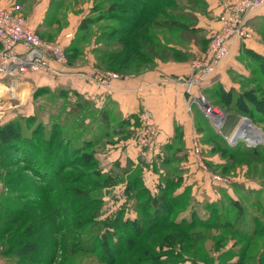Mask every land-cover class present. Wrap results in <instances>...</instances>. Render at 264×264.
<instances>
[{
  "label": "trees",
  "instance_id": "16d2710c",
  "mask_svg": "<svg viewBox=\"0 0 264 264\" xmlns=\"http://www.w3.org/2000/svg\"><path fill=\"white\" fill-rule=\"evenodd\" d=\"M198 5L205 7L203 0H92L89 12L65 47L67 64L74 65L88 48L96 71L121 77L136 75L155 61H186L193 56L189 45L206 41L203 30L197 27ZM216 88L206 92L219 94V99L210 102L214 107L222 105L223 109H218L226 115L222 135H229L242 117L253 124L264 122V98L256 96L263 89L235 93ZM44 92L40 88L33 94V100L38 101L34 114L16 115L0 124L1 180L13 186L10 192L25 190L17 197L0 196V219L6 221L0 233L17 227L7 245L17 242L13 244L21 249L19 258L25 264H46L45 254L52 258L57 247L67 258L90 254L99 257L100 264H178L199 260L208 264L215 260V264H248L254 259L264 264V247L259 246L255 256L252 251L256 245H251L258 238L264 242V203L259 197L252 198L249 191L238 186L242 198L247 202L251 199V204L258 207L254 213L243 200L229 198L220 188L214 190L218 192L216 200L198 201L190 186H183L179 165L172 166L184 160L175 158L181 149L170 153V147L153 162L152 170L159 180L151 191L142 181L140 166L132 168L126 159L123 167L115 162L107 168L98 158L105 153L107 144L133 135L129 118H119L105 110H89L81 97L71 103L67 99L40 102L38 98ZM207 129L205 126L206 132ZM212 131L210 139H220L221 143L213 145L211 153H228L227 159L260 157V167L264 168V153H255L259 152L258 146L248 147L240 142L230 147ZM201 141L211 142L207 138ZM252 150L255 154L251 155L248 152ZM10 154L15 156L13 161ZM3 162L12 167L17 163L23 166L4 171ZM206 163L211 171L230 167V163ZM75 168L78 170L67 171ZM24 171L29 174L23 175ZM118 185L123 187L124 201L106 215L105 200ZM260 192L253 195L260 196ZM113 197L118 200L116 194ZM103 215L108 217L103 219ZM61 230L65 233L59 242ZM215 231L229 232L232 241L221 244L214 238ZM9 248L3 255L11 254ZM126 253L136 257L119 261ZM18 264L22 263L18 260Z\"/></svg>",
  "mask_w": 264,
  "mask_h": 264
},
{
  "label": "crops",
  "instance_id": "0c3cea01",
  "mask_svg": "<svg viewBox=\"0 0 264 264\" xmlns=\"http://www.w3.org/2000/svg\"><path fill=\"white\" fill-rule=\"evenodd\" d=\"M35 1L37 2L28 6L24 16L26 24L34 31L39 32L47 41H63L64 46H68L71 40L65 39L66 30L58 32L54 28L55 35L53 36L51 33L55 25L48 24V17H52L53 14L59 15L57 12L59 9H56L57 4L50 3L51 0ZM203 2L206 10L197 14V27L204 30L206 41L200 47L190 44L189 51L193 56L186 61H155L149 68L143 69L136 75L126 77L118 75V78L111 81L108 87L98 85L91 80L92 74L96 70L93 66V56L87 50L84 54L85 64L60 65L51 61V66L57 71L55 75L30 74L23 78L20 89H26L29 95L31 90L44 88V95L46 93L56 94L59 99H67L70 103L77 102L81 97V101L85 103L84 107L89 110H105L110 115L129 118L130 129L134 131L133 135L135 134V136L117 140L113 145L107 144L106 151L102 154L105 158L103 166L108 168L111 164L119 162L123 167L128 159L132 168L141 167L142 181L147 188L153 191L155 183L159 180L158 174L152 170L156 157L162 156V151L167 147H170V153L180 149L181 152H185L191 138L202 135L201 128L205 119L203 120L202 113L196 106L188 110L187 96L182 80L190 74L191 60L206 51L209 34L218 28L216 1L203 0ZM10 3V0H0V9L8 8ZM84 15L85 13L78 15L74 23L70 22L69 26L72 28L69 29L72 30L73 35H75L78 24ZM67 20L69 22V19ZM249 26L253 31V36L249 40L234 41L229 56L218 67L216 75L205 87L206 90L202 89L203 91L221 87L226 92H237L238 84L230 77L232 71H236L247 58L263 59L261 57H264V37L260 27H264V9L251 17ZM57 37L60 38L56 40ZM18 100L20 101V99ZM21 104V101L17 103V106L20 105L18 109L11 110L10 113L30 116L34 114V107L38 101H34L33 95H31L30 99H25L24 104ZM24 105H27L28 109L23 112L21 109L25 108ZM20 112L22 113L20 114ZM145 118H149L156 129L152 150L139 147L135 141L137 134L144 128L143 120ZM175 155V158H179L180 152H176ZM148 159H151V163L146 165L145 161ZM140 161L141 164H139ZM179 164L182 165L183 161ZM179 164L176 162L172 166ZM159 172L164 173V170ZM182 178L183 186L190 185L191 194L198 201H202L204 198L213 201L218 198L211 188L206 174L194 173L185 165ZM117 187L120 188V191L122 190V186L118 185L116 189H118ZM198 189L200 191H196Z\"/></svg>",
  "mask_w": 264,
  "mask_h": 264
},
{
  "label": "built area",
  "instance_id": "2783aa9c",
  "mask_svg": "<svg viewBox=\"0 0 264 264\" xmlns=\"http://www.w3.org/2000/svg\"><path fill=\"white\" fill-rule=\"evenodd\" d=\"M215 1L218 9V28L211 32L206 51L191 60L190 74L183 78L182 82L185 86L188 110L196 106L212 128L224 138L230 147H234L243 141L232 137L237 126L229 135H222L221 129L226 115L206 101L202 89L212 81L218 67L229 56L234 41L249 40L252 37L249 21L254 14L264 9V0ZM72 37L71 33L65 35L66 40H71ZM51 61L67 65L64 44L43 39L26 24L20 14L10 9H0V111L4 103L9 100L7 93L11 89H17L26 76L33 73L55 75L57 71L51 66ZM117 78L116 73L96 71L92 74L91 80L98 85L109 87L111 81ZM1 87H5L4 92L7 94H4L5 97L2 95ZM143 125L144 128L137 134L135 141L139 147L152 150L156 129L149 118L143 120ZM261 144L264 145V139L260 144L247 146L256 147ZM190 153L195 166L205 170L201 155L202 147L197 138L191 141ZM150 161L151 159L146 160L145 164H150ZM210 180L216 185L227 184L226 179L215 174L210 176ZM122 200L124 198L119 199V201Z\"/></svg>",
  "mask_w": 264,
  "mask_h": 264
},
{
  "label": "rangeland",
  "instance_id": "374dc122",
  "mask_svg": "<svg viewBox=\"0 0 264 264\" xmlns=\"http://www.w3.org/2000/svg\"><path fill=\"white\" fill-rule=\"evenodd\" d=\"M10 5L8 8H4V9H10L12 12H15L17 14H20L23 18L28 10V6L31 5V3H36L37 1L35 0H10ZM55 2L57 4L56 9H59V11H57L59 13V15H55L53 14L52 17H48V24L51 25H55L53 27L52 30V35L54 36V28L58 30V32L60 31H64L67 34L71 33L72 30H70V22L74 23V21L77 20L76 16L81 15L83 13H85V15L89 12V9L92 5V0H51L50 3ZM55 5V4H54ZM196 7V6H195ZM197 8V7H196ZM2 9V8H1ZM206 8L203 5H198V11L200 12H205ZM84 15V16H85ZM25 19V18H24ZM50 19V21H49ZM57 21H54L56 20ZM69 19V22L68 20ZM65 28V29H64ZM252 30V29H251ZM261 32H263V37H264V27H260ZM204 32V30H203ZM39 35H41L39 32H37ZM73 34V33H71ZM211 34V33H210ZM209 34V36H210ZM252 36H253V31L251 32ZM62 35V34H61ZM60 35V37H61ZM60 37H57L56 40ZM209 38V37H208ZM199 40V37L198 39ZM61 41V39H60ZM63 42V41H62ZM198 47H200V45H202V43H197L196 44ZM208 45V43H207ZM89 52V48L86 49L85 51ZM84 54L85 52L77 59L75 60V64L77 63L78 65L80 64H85L84 62L86 61L84 58ZM261 57V56H260ZM264 58V57H261ZM154 63V62H153ZM151 66V64L146 65L144 69L149 68ZM230 77L233 79L234 82H236L238 84V93L243 92L242 90L245 89L244 91H248L251 89H255L256 87H260L261 89L264 90V59H260V58H247V60L243 61L242 64L239 65L238 69L236 71H232V74L230 75ZM215 86V85H214ZM217 90V88L215 87L210 88V90ZM26 90V89H25ZM24 89L21 90L20 86L17 89H14L13 93H7L10 94L8 95L9 100L4 103L5 105H3V109L0 111V124L8 122L12 119H14V117L16 118V115H13L14 113H10L11 110L16 111L18 109V107L16 104L19 103L20 101L22 102L21 105L24 104L25 99H30V96L34 94V90H31L30 94L28 95V91H25ZM204 90H206V88H204ZM204 92V97L206 99L207 102H209L211 104L214 103L216 101V99H219V94H215L213 91H209V92ZM212 92L214 94H212ZM235 92V93H237ZM263 92V93H261ZM261 92H256V96L260 97V98H264V91ZM5 92H2V95L5 97ZM7 98V99H8ZM20 99V101L18 100ZM38 99H41L40 102L43 101V99H59L57 97L56 94H50V93H46L45 95L43 94V96L39 97ZM49 101V100H48ZM47 101V102H48ZM59 101V100H58ZM211 101V102H210ZM25 108H22L21 110L24 112L26 109H28L27 105H24ZM193 107V106H192ZM218 107L222 108V105H218ZM218 107H214L216 110H220V108L218 109ZM223 109V108H222ZM222 111V110H221ZM223 112V111H222ZM22 112H20L21 114ZM224 113V112H223ZM225 114V113H224ZM203 117V115H202ZM257 117V116H255ZM205 118L203 117V120ZM250 120L247 117H242L240 118V120L238 121V123L234 126V128L240 125V123L242 122V120ZM206 120V119H205ZM204 120V124L202 125V135L199 136H195L192 137L190 140V143L188 145V148H186L185 152H180V157L184 158L183 164L180 165L179 164V168L182 170V174L183 172H185V165L194 173L195 172H202L204 174L207 175L210 186L213 190H216L217 188L223 189V192L231 199L235 200V199H240L243 200V202L245 203V207L249 208L251 210V212H255V209H258V207H254L251 204V199L249 202H247L246 200H244L243 194H241L240 192H238V186L243 187V191L247 192L249 191L252 196V198L254 197H259L264 203V185H263V181H264V168L260 167L261 163H263V160L260 157H237V158H228V153H226L224 156H221L219 154V152H217L216 154L211 153L212 152V146L213 145H220L221 140L218 139V141L214 142L212 141L211 138V134H214L212 130H214L211 126V124H207L206 125V121ZM263 120V119H262ZM251 121V120H250ZM256 129H258L259 132H261L262 134H264V122L262 123H256L253 124L252 122H250ZM205 126L206 128H208L207 130L209 131V129L212 131H205ZM236 127V128H237ZM212 128V129H211ZM215 131V130H214ZM216 132V131H215ZM135 136V134L133 135V137ZM132 137V136H131ZM193 138H197L198 141L201 143V147H202V158L204 161V165H205V170L199 169L198 167L195 166L192 155L190 153V144ZM205 138L211 140V142H204L201 140H204ZM241 139V138H239ZM243 140V139H241ZM248 141L243 140L241 142V144L247 146L250 144H256V143H249ZM258 144L262 143V139L261 141L257 142ZM257 151L259 152H255V153H264V145H259ZM254 150L248 152L252 154H255L253 152ZM12 155V156H11ZM10 156L12 157V161L15 159V156H13V154H10ZM100 161L103 164V161L105 160V158L100 154L99 157ZM141 160V159H140ZM20 161V160H19ZM207 161H211L214 162L215 164H219V165H227V163H230V167L223 169L221 171V169L216 168L215 171L214 170H210L208 169L207 166ZM105 162V161H104ZM143 163V161H142ZM181 163V162H179ZM10 163L6 162V163H2L3 165V170L4 171H16V169H21V167L23 166L22 163H17L16 165L12 166H8ZM141 164V161H140ZM212 169V168H211ZM72 170H78V168L75 169H68L67 171H72ZM220 172V173H219ZM23 175H28V172H23ZM222 173V174H221ZM181 174V175H182ZM219 175L220 177H222L223 179L227 180V184L222 185H216L213 184L210 180V176L211 175ZM20 178V177H19ZM17 178V179H19ZM4 179V177H2L0 175V196L1 195H6L7 196H13V197H17L18 193H25V190L23 188L18 187V189H23L21 191L19 190H15L14 192H10L9 190L13 188V186L8 185L6 183H4V181L2 180ZM37 180V179H36ZM207 182V180H206ZM190 186V185H189ZM123 188V187H122ZM191 188V186H190ZM196 191H200L199 189ZM262 191V192H260ZM217 192V191H216ZM260 192V196L257 195H253L254 193ZM114 193V194H113ZM111 192L108 195V198L105 200V204L103 206V213H105L106 215H108L107 213L115 210L118 208L119 204H121L124 200L119 201V199H123L124 196L122 195V190L120 191L119 189H114V192ZM218 193V192H217ZM216 193V194H217ZM118 195V200L113 199V195ZM218 195V194H217ZM22 201V200H21ZM119 201V202H118ZM24 203V202H23ZM40 203V200L37 201V204ZM129 203L133 206V201H129ZM3 202H1L0 207H2ZM37 206V205H36ZM45 204H42V208H44ZM1 209V208H0ZM36 209V208H35ZM3 211V210H2ZM111 216V215H110ZM133 216V215H132ZM131 216V217H132ZM108 216L103 215V219L106 218ZM126 217H129V214L126 215ZM204 217V216H203ZM6 225V221H1L0 219V232L3 230V228ZM17 229L16 226H11L9 229H7L5 232L0 233V239H1V245H0V264H18V260L20 263L25 264L24 261L21 260L20 255L22 254L21 249H16V246L13 244L15 243L17 245V242H13L11 244H8V241L14 236L15 230ZM65 231L61 230L60 234H59V242L62 239L61 235L64 234ZM214 238H218L222 243H226L228 245L229 242H231L232 240H230L231 238V234L229 232H218L215 231L214 232ZM226 245V246H227ZM251 245H256L252 251V253L255 254V256L258 253V247L259 246H263L264 247V242L261 238L256 239L255 241L251 242ZM225 246V247H226ZM10 247V248H9ZM210 247V246H209ZM208 247V248H209ZM9 248L11 254H7V255H3L4 253H6L7 249ZM16 249V250H15ZM224 249L223 248V253H224ZM221 251V250H220ZM9 252V253H10ZM49 252V251H48ZM45 254V253H44ZM216 255V254H215ZM215 259L217 256H215ZM3 256V257H2ZM46 259H44L46 261V264H100V259L99 257L97 258L95 255H90V254H80L79 256H72V258H67L66 255L60 250V248L57 247L54 255L51 258V255L46 253L45 254ZM108 257H112L111 255H108ZM134 257H136L135 254L131 255L129 253L123 254L121 255L118 260H127V259H134ZM49 258H51V261L49 262ZM39 260V259H38ZM94 262V263H93ZM218 261L215 260L212 263L209 264H215ZM248 264H258L256 262V259L252 260L251 262H247ZM32 264V263H29ZM45 264V263H42ZM178 264H208L205 261L199 260L198 263H192L189 261H183L180 262Z\"/></svg>",
  "mask_w": 264,
  "mask_h": 264
},
{
  "label": "bare ground",
  "instance_id": "6f19581e",
  "mask_svg": "<svg viewBox=\"0 0 264 264\" xmlns=\"http://www.w3.org/2000/svg\"><path fill=\"white\" fill-rule=\"evenodd\" d=\"M1 91H5V87H1ZM14 92V89H11L10 94ZM8 94V95H10ZM233 139L241 138L249 143H257L263 141L264 136L261 132L258 131L248 120H242L240 125L236 128L233 133Z\"/></svg>",
  "mask_w": 264,
  "mask_h": 264
},
{
  "label": "water",
  "instance_id": "95a60500",
  "mask_svg": "<svg viewBox=\"0 0 264 264\" xmlns=\"http://www.w3.org/2000/svg\"><path fill=\"white\" fill-rule=\"evenodd\" d=\"M3 109V107L1 108V110Z\"/></svg>",
  "mask_w": 264,
  "mask_h": 264
}]
</instances>
